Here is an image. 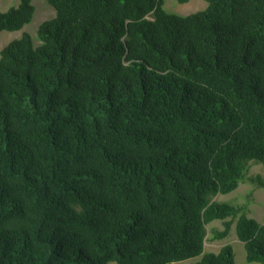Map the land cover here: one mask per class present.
Wrapping results in <instances>:
<instances>
[{"label": "trees", "instance_id": "1", "mask_svg": "<svg viewBox=\"0 0 264 264\" xmlns=\"http://www.w3.org/2000/svg\"><path fill=\"white\" fill-rule=\"evenodd\" d=\"M206 1L48 0L39 43L3 47L0 264H238L205 251L217 219L264 263V223L215 199L264 164V0Z\"/></svg>", "mask_w": 264, "mask_h": 264}, {"label": "rangeland", "instance_id": "2", "mask_svg": "<svg viewBox=\"0 0 264 264\" xmlns=\"http://www.w3.org/2000/svg\"><path fill=\"white\" fill-rule=\"evenodd\" d=\"M19 3L20 0H0V11H7ZM33 3L36 6V13L31 23H28L20 30H3L0 32V54L7 43L15 38L21 37L25 31L32 33L35 36L36 43H39L37 37L38 28L43 21L55 17L56 10L48 0H33ZM207 5L206 0H190L186 3H181L178 0H165L164 8L171 13L188 15L205 9ZM150 17L152 16L150 15ZM257 175L264 177V164L260 161L252 160L248 165L246 178L240 182L239 186L229 193L218 194L215 199L222 202H231L235 205H246L249 208V215L264 223V187L255 180ZM223 228V220L220 219L214 220L207 225L208 240L205 243L206 252H218L224 245L231 244L234 248L238 264H264L260 262H249L247 260L245 245L237 235L235 223L228 236L216 238L215 233ZM200 259L201 256L177 264H190ZM111 264L117 263L112 262Z\"/></svg>", "mask_w": 264, "mask_h": 264}]
</instances>
